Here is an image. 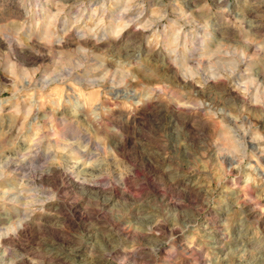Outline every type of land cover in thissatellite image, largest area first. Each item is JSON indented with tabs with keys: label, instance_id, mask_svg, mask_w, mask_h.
Here are the masks:
<instances>
[{
	"label": "clouds",
	"instance_id": "9594fccd",
	"mask_svg": "<svg viewBox=\"0 0 264 264\" xmlns=\"http://www.w3.org/2000/svg\"><path fill=\"white\" fill-rule=\"evenodd\" d=\"M0 264H264V0H0Z\"/></svg>",
	"mask_w": 264,
	"mask_h": 264
}]
</instances>
